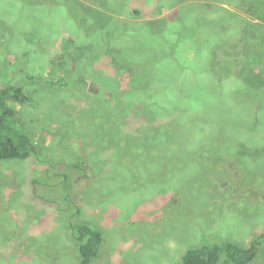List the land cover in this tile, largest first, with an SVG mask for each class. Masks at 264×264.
Instances as JSON below:
<instances>
[{"label":"rangeland","instance_id":"1","mask_svg":"<svg viewBox=\"0 0 264 264\" xmlns=\"http://www.w3.org/2000/svg\"><path fill=\"white\" fill-rule=\"evenodd\" d=\"M259 40L264 0H0V88L30 95L11 106L37 152L0 162V264H79L71 223L102 233L94 264L258 238L264 90L242 70Z\"/></svg>","mask_w":264,"mask_h":264},{"label":"trees","instance_id":"2","mask_svg":"<svg viewBox=\"0 0 264 264\" xmlns=\"http://www.w3.org/2000/svg\"><path fill=\"white\" fill-rule=\"evenodd\" d=\"M250 12L248 10V13ZM86 13L88 12L86 11ZM91 15L95 20H99L100 16L98 13L92 12ZM81 24L84 25V22ZM258 42V46L263 50L260 63L248 60L242 70V73L243 71L245 72L243 74V83L248 88H253L257 92L264 90V40H259ZM255 63L260 66L257 71L254 70L255 67L253 66ZM154 66L150 68L147 78L141 81L140 86H136L132 90L124 91L125 97L131 96L129 99L133 100L147 96L146 91L154 83H151L152 80H150V77L152 76L154 81L156 79L155 72L158 68ZM109 82L114 85L117 83V80L112 78L109 79ZM51 83L54 85L57 82ZM30 102V95L20 86H5L0 88V162L26 161L31 155L37 154L31 138L18 128V114L11 106V104L26 105ZM123 111L126 110L124 109ZM134 116L137 115L134 114ZM133 119L136 120V117ZM75 167L77 169L80 168L77 165ZM65 197L68 203L72 202L68 194ZM69 229L80 260L79 264H94V261L98 257L99 247L103 242L102 233L92 225L84 223H71ZM5 239L8 240L11 238L6 237ZM262 239H264V232L258 238L251 241L247 247L228 242L222 245H205L191 249L182 257L181 264H218L221 254H224L227 261L231 264H250L256 258L258 242Z\"/></svg>","mask_w":264,"mask_h":264}]
</instances>
